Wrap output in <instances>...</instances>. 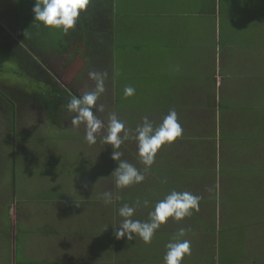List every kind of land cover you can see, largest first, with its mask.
I'll list each match as a JSON object with an SVG mask.
<instances>
[{"label": "crops", "instance_id": "obj_1", "mask_svg": "<svg viewBox=\"0 0 264 264\" xmlns=\"http://www.w3.org/2000/svg\"><path fill=\"white\" fill-rule=\"evenodd\" d=\"M116 2L121 46L112 60L76 50L81 64L104 74L105 90L93 109L104 127L88 144L86 124L71 126L75 113L65 106L73 94L61 86L69 97L51 112L41 110L47 129L21 133L18 164L14 155L9 162L10 201L24 217L6 229V235L12 231L3 248L9 257L0 264H164L166 245L180 229L191 241L182 264H264L248 248L255 239L264 252V0ZM142 25L153 33L137 32ZM127 86L134 95H124ZM170 110L183 133L162 145L145 170L136 128L145 117L159 126ZM113 113L127 131L118 149L103 142ZM114 151L144 175L141 183L116 186L112 173L120 161L112 159ZM172 191L198 196L199 207L182 220L169 218L150 243L115 237L120 207H134L132 219L147 221ZM106 192L110 204L104 203ZM36 217L42 224L31 226L29 218ZM91 238L98 257L89 261ZM242 239L246 247L240 250Z\"/></svg>", "mask_w": 264, "mask_h": 264}, {"label": "clouds", "instance_id": "obj_2", "mask_svg": "<svg viewBox=\"0 0 264 264\" xmlns=\"http://www.w3.org/2000/svg\"><path fill=\"white\" fill-rule=\"evenodd\" d=\"M89 3L90 0H35L32 11L36 23H41L47 28L62 30L67 35L69 30L75 28L81 13L87 9ZM89 75L96 81V88L82 96H71L65 107L69 112L75 113L71 119L72 127H77L82 122L86 124L85 141L91 145L96 143V133L104 127L103 122L97 118L93 111L99 95L104 92V74L91 72ZM134 93L133 87H125L124 95L126 97L132 96ZM122 132H124V136L121 135ZM136 133L139 156L147 170L154 163L156 153L161 146L180 137L183 128L175 110H170L162 123L155 128L152 122L145 117L143 124L136 128ZM126 135L125 124L113 113L110 116L107 135L103 137V142L111 145L113 149H118ZM120 155L117 151L112 154L113 160L120 161L112 173L115 176L116 186L124 188L141 183L145 178L144 175L134 165L120 160ZM199 200L198 196L190 192L172 191L155 204L147 221L132 219L136 209L124 204L119 208L118 214L123 219L115 232V237L117 239L127 237L128 240H133L135 236H139L145 243H150L156 230L162 224L169 218L179 221L191 215L192 210L199 207ZM104 203H112L111 193H104ZM147 203L148 201H144L145 205ZM185 235L186 230L180 229L166 245L164 264H182L184 256L191 254V241L183 239Z\"/></svg>", "mask_w": 264, "mask_h": 264}, {"label": "trees", "instance_id": "obj_3", "mask_svg": "<svg viewBox=\"0 0 264 264\" xmlns=\"http://www.w3.org/2000/svg\"><path fill=\"white\" fill-rule=\"evenodd\" d=\"M4 0H0V3ZM15 12L19 18V32L16 36L7 31L2 36L0 51L11 57L15 62L19 78H27L36 83H41V92L33 93L25 87L23 90L18 86L0 87V100L10 110L13 121L18 112L16 98L27 97L34 103L38 110L48 109L50 112L63 98H68V92L55 82L45 65L42 64L49 53L67 54L76 48H83L84 53L109 62L114 56V50L121 46V41L116 35L119 34L118 17L115 0H90L83 11L74 29L66 35L62 30L44 27L36 23L32 11L35 0H15ZM3 24L0 21V29ZM4 37V38H3ZM7 43V44H6ZM76 53V52H75ZM4 71L0 68V74ZM3 77V76H1ZM33 84V83H32ZM65 95L67 97H65ZM28 100V99H27ZM43 102V103H42ZM31 103V104H32Z\"/></svg>", "mask_w": 264, "mask_h": 264}, {"label": "rangeland", "instance_id": "obj_4", "mask_svg": "<svg viewBox=\"0 0 264 264\" xmlns=\"http://www.w3.org/2000/svg\"><path fill=\"white\" fill-rule=\"evenodd\" d=\"M15 3H16L15 0H4L3 2L0 3V21L3 24L0 29V34H3L4 31H6L4 33V37L5 35H7V31H10V33L14 36H16L19 32L20 23H19L18 15L15 12ZM141 29L143 33H148V35H151L153 33L148 25H142L140 28L137 29V32L141 31ZM155 36L156 35H153L152 37ZM1 41L2 39L0 37V45L2 44ZM76 50H78V48H76ZM75 52L76 51L74 49L73 51L66 52L67 54L49 53L47 54L48 56L45 59H43L42 64L45 65L48 72L54 78L55 82L59 84V86L65 87L68 91H71L70 92L71 94L75 96H82L83 95L82 93H87L96 88L95 85L96 81L90 77L89 73L96 72L97 68H93L89 65L84 66L83 64H81L80 60L78 59V55ZM163 65L166 66V63ZM0 68L4 69L2 74H0V87H3L4 85L9 87L18 86L21 87L23 90H25L26 87L28 89V91L26 92L33 90H35L33 93L41 92L42 88L39 89L40 87H42L41 83L32 82L27 78L18 79L19 77L16 75L18 74L17 73L18 71L15 62H12L11 57L2 51H0ZM109 82L110 81L107 79L106 96L108 99L106 100V103H111L113 101L112 100L113 92L109 90L112 87V85L108 84ZM15 102L18 112L16 113L15 116L16 119L15 121H13V125H12L13 117L11 116L10 110L7 108L5 103L0 100V258H2L3 255L9 257V249H8L9 244L7 241L8 239H6V237L9 236L12 231L8 232V234L6 235L5 234V232H7L6 229H8L9 226L15 227L16 224L22 222V219L24 217L23 214L20 215V213H18L15 210L14 204H12V202L10 201L11 198H13L14 196L13 190L11 189L12 175H11V169L9 168L10 157H11V161L13 162L12 157L14 155V160H15L14 163L18 164L19 146L17 147V144L18 142L23 141L20 136L21 133H23V135L25 136L26 134H29L31 130L33 133L34 129L36 128L47 129L48 126L47 122L49 123L48 119L43 115V112L35 108L34 103H32L29 100L27 94L25 96H21L20 98L17 97ZM108 107H110V105ZM36 123H38L41 126L35 127ZM39 139L43 140L45 138L42 137ZM8 202H11L12 205V210L9 212V214H8L9 210L6 207L8 206ZM47 210L48 209H46L45 211ZM251 219L252 218H249L248 216L249 222L251 221ZM29 220L32 221L31 226H38L42 224L41 223L42 218L39 217L38 218L36 217V219L29 218ZM4 225H6L7 227H5ZM245 235H250V232L243 234V236ZM64 236H65L64 231H62L59 237L61 238ZM19 237H21L20 234H18L17 242L20 241ZM240 242L238 243V248L244 247L241 248L240 250L245 249L246 247L245 239H242ZM249 242L250 243H248V248L251 251L254 258H257L259 261L264 262V252L263 251L260 252L255 239H251ZM11 243L12 242H10V244ZM95 244L96 242L93 241V238H91L89 240L90 247H88L90 249L88 250V253L91 255V256L88 255L89 261H92L94 257H98L97 256L98 248L94 247ZM7 245L8 248L3 251V248H5ZM12 245L14 246V244ZM109 246H106L105 243L103 249L105 248V250H107ZM114 248L115 245L113 249ZM238 248L236 250L237 253H238ZM16 250L17 248L15 249V252ZM223 251H226V246L223 248Z\"/></svg>", "mask_w": 264, "mask_h": 264}]
</instances>
